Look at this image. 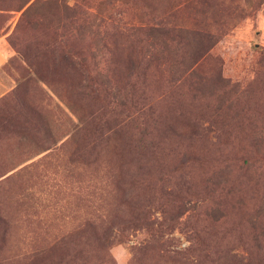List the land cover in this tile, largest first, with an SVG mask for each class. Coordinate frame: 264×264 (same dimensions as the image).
<instances>
[{"label": "rangeland", "instance_id": "obj_1", "mask_svg": "<svg viewBox=\"0 0 264 264\" xmlns=\"http://www.w3.org/2000/svg\"><path fill=\"white\" fill-rule=\"evenodd\" d=\"M19 3L0 0V264H264V162H237L264 158V0Z\"/></svg>", "mask_w": 264, "mask_h": 264}, {"label": "trees", "instance_id": "obj_2", "mask_svg": "<svg viewBox=\"0 0 264 264\" xmlns=\"http://www.w3.org/2000/svg\"><path fill=\"white\" fill-rule=\"evenodd\" d=\"M32 0H19V5H18V9L21 11L24 8H26ZM62 1L61 6L63 7V14H62V18L64 15L65 20L70 19L73 20L76 17V13L78 12V9L64 3L63 5V0H35L32 4H30L26 10L23 13V17L22 19H26L29 17H32L34 14H39L41 15V10L42 9H47V8H53V6L58 9L60 6V3ZM63 18V19H64ZM98 23V24H97ZM103 23H105L104 18H100L99 22H96L95 20H92L90 22H85L84 24H82L80 26V28H76L77 32L80 34V38L82 40V38H84L83 36L86 34H93L94 35V28L95 27H101L103 25ZM161 29H159L156 24L151 21L149 23H147L144 27V33L146 38L144 39V52L149 54L150 57H154L155 55H157V49H156V41L158 39L159 34L161 33ZM100 36V32L96 33L95 37L96 39H98ZM104 47V44L101 43V41H97L96 42V48L95 50H100ZM97 56V53H96ZM110 84V82H109ZM47 85L51 88V90L60 97V95L57 93V91H54V88L52 86L49 85V83H47ZM61 98V97H60ZM110 141V139H109ZM238 163H241L242 166L240 165L239 169L241 171L242 174H254V168L256 166V164H258L259 162H264V158H255L253 160H248V159H239L237 160ZM2 215L0 213V220L3 221L2 219ZM5 223V222H4Z\"/></svg>", "mask_w": 264, "mask_h": 264}]
</instances>
